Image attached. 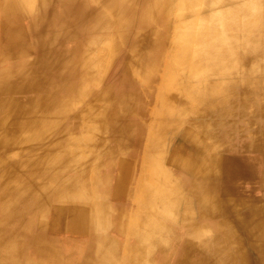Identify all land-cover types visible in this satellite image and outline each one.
<instances>
[{
  "label": "bare ground",
  "instance_id": "obj_1",
  "mask_svg": "<svg viewBox=\"0 0 264 264\" xmlns=\"http://www.w3.org/2000/svg\"><path fill=\"white\" fill-rule=\"evenodd\" d=\"M0 264H264V0H0Z\"/></svg>",
  "mask_w": 264,
  "mask_h": 264
}]
</instances>
